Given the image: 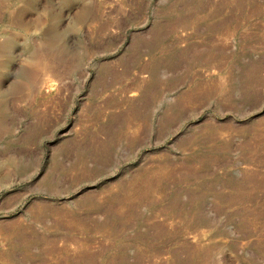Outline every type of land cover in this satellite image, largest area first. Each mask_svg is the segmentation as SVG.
<instances>
[{
    "label": "rangeland",
    "instance_id": "rangeland-1",
    "mask_svg": "<svg viewBox=\"0 0 264 264\" xmlns=\"http://www.w3.org/2000/svg\"><path fill=\"white\" fill-rule=\"evenodd\" d=\"M0 264H264V0H0Z\"/></svg>",
    "mask_w": 264,
    "mask_h": 264
},
{
    "label": "bare ground",
    "instance_id": "bare-ground-1",
    "mask_svg": "<svg viewBox=\"0 0 264 264\" xmlns=\"http://www.w3.org/2000/svg\"><path fill=\"white\" fill-rule=\"evenodd\" d=\"M7 41H9V40H7ZM7 41L2 43V46H5V47L8 46V42Z\"/></svg>",
    "mask_w": 264,
    "mask_h": 264
}]
</instances>
